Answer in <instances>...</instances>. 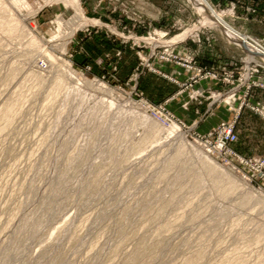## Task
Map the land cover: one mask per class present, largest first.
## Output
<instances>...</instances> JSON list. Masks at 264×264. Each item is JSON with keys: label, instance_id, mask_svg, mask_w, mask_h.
Masks as SVG:
<instances>
[{"label": "rangeland", "instance_id": "1", "mask_svg": "<svg viewBox=\"0 0 264 264\" xmlns=\"http://www.w3.org/2000/svg\"><path fill=\"white\" fill-rule=\"evenodd\" d=\"M71 1L0 0V264H264V152L216 136L264 119L262 58L190 0ZM206 1L264 45L254 0Z\"/></svg>", "mask_w": 264, "mask_h": 264}, {"label": "crops", "instance_id": "2", "mask_svg": "<svg viewBox=\"0 0 264 264\" xmlns=\"http://www.w3.org/2000/svg\"><path fill=\"white\" fill-rule=\"evenodd\" d=\"M222 4L223 5L229 4L230 6H232L233 9L235 8V6L239 7L242 5V3L239 0H223ZM252 4L256 5L257 11H264V0H254ZM257 5H259L258 8H257ZM104 41L106 42L109 40L104 38ZM234 41H236L238 44L241 43L242 45L241 41H237V40H234ZM96 47H97L96 48L97 53H93V55L95 54V56L99 57L102 55L100 52V46L98 45ZM118 47H119L118 45L114 46L111 42L110 53L114 55L115 52L117 51L116 48ZM202 54L205 56L204 59L206 63L212 64V62H216L217 58L223 57V55H225V52L220 50L219 48L216 50V53L214 54L204 53V52H202ZM80 57L82 60H86L87 63L91 61L90 56H88L87 54L81 55ZM98 57L97 59L100 60ZM116 62H117V59L115 58V56H113L112 59L105 60V66L107 69H109ZM253 100H259L260 102H264V96L261 94L257 95V98L256 99L253 98ZM212 109H214L213 112H212ZM212 109H210L209 113L205 112L204 109L203 111L201 110L203 112L201 114L202 115L201 117L206 116L207 121L205 123L210 124V126L215 125L216 123L214 121H217L216 120L217 116H215V114L217 113L218 110L217 109L215 110V108H212ZM195 115L198 116L199 111L198 109L195 111V108L193 107L191 108V116L194 117ZM224 117L227 119L228 118L231 119V113L230 112L225 113ZM236 131H237L238 139L236 140L234 144H232V147L238 154L242 156H251V155L261 154L264 152V119L262 117L258 116L256 113H253L250 110H246V109L243 110L239 118Z\"/></svg>", "mask_w": 264, "mask_h": 264}, {"label": "bare ground", "instance_id": "3", "mask_svg": "<svg viewBox=\"0 0 264 264\" xmlns=\"http://www.w3.org/2000/svg\"><path fill=\"white\" fill-rule=\"evenodd\" d=\"M190 2L193 3V6L197 8L200 14H203L205 16L203 22L204 25H207L212 28L222 29L223 31H225L224 34L229 40L241 41L243 45L247 48V51H249L247 52V54H251L252 57L255 55H259L264 61V47L258 48L257 46H255L254 40H252L250 37L244 36L243 34L236 31L234 28H232L229 24H227L222 19L221 15L217 13L206 0H190ZM66 3L72 7L76 16H81V11L76 5V3L71 0H67ZM179 38H181V36L177 37L173 41V43L177 42Z\"/></svg>", "mask_w": 264, "mask_h": 264}, {"label": "built area", "instance_id": "4", "mask_svg": "<svg viewBox=\"0 0 264 264\" xmlns=\"http://www.w3.org/2000/svg\"><path fill=\"white\" fill-rule=\"evenodd\" d=\"M255 46L258 48H263L264 46L261 45V43L255 42ZM242 108V105L238 108V112L236 113L237 116L235 117V120L232 122H222L220 126L218 127V130L216 132L217 136V146L220 150H223L227 156L234 158L236 161H238L240 164H247L249 161L247 158L237 154L234 152L229 146L230 144L236 142L237 135L235 134V125H236V119L239 117L240 110ZM252 110L259 111V107H251ZM263 110L262 108L260 109Z\"/></svg>", "mask_w": 264, "mask_h": 264}, {"label": "water", "instance_id": "5", "mask_svg": "<svg viewBox=\"0 0 264 264\" xmlns=\"http://www.w3.org/2000/svg\"><path fill=\"white\" fill-rule=\"evenodd\" d=\"M242 45H243V43H242Z\"/></svg>", "mask_w": 264, "mask_h": 264}]
</instances>
